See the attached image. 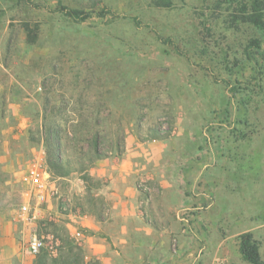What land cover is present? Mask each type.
Listing matches in <instances>:
<instances>
[{
	"label": "rangeland",
	"instance_id": "1",
	"mask_svg": "<svg viewBox=\"0 0 264 264\" xmlns=\"http://www.w3.org/2000/svg\"><path fill=\"white\" fill-rule=\"evenodd\" d=\"M159 1L0 0V264H41L27 244L48 234L62 247L42 264H102L74 217L107 218L97 167L130 139L211 173L215 208L181 225L170 264H248V232L264 261V35L231 22L229 0ZM36 163L59 194L29 222L21 179ZM137 187L151 200L152 182Z\"/></svg>",
	"mask_w": 264,
	"mask_h": 264
},
{
	"label": "crops",
	"instance_id": "2",
	"mask_svg": "<svg viewBox=\"0 0 264 264\" xmlns=\"http://www.w3.org/2000/svg\"><path fill=\"white\" fill-rule=\"evenodd\" d=\"M130 141L126 153L97 167L98 178L109 185L105 191L111 198L107 218L86 214L74 218L85 233V250L98 256L102 264H170L168 245L174 238L183 240L181 225L196 220L201 223L200 211L215 208L208 202L214 193L211 173L188 174L177 168L173 150L166 157L160 143ZM142 181L155 187L151 200L145 203L137 187ZM189 192L191 201L187 202ZM211 218L216 220L215 213Z\"/></svg>",
	"mask_w": 264,
	"mask_h": 264
},
{
	"label": "built area",
	"instance_id": "3",
	"mask_svg": "<svg viewBox=\"0 0 264 264\" xmlns=\"http://www.w3.org/2000/svg\"><path fill=\"white\" fill-rule=\"evenodd\" d=\"M21 182L25 185V200L20 207V214L27 221L37 220L41 211L40 207L45 205L50 199L58 197L59 190L54 183L50 171L43 165L36 163L30 166L23 174ZM62 243L58 237L53 234L39 236L32 239L27 244V251L32 255H38L43 250L51 255H56L61 249Z\"/></svg>",
	"mask_w": 264,
	"mask_h": 264
},
{
	"label": "trees",
	"instance_id": "4",
	"mask_svg": "<svg viewBox=\"0 0 264 264\" xmlns=\"http://www.w3.org/2000/svg\"><path fill=\"white\" fill-rule=\"evenodd\" d=\"M231 5L235 4V14L232 15L231 22L242 23L249 25L256 30L260 31L264 35V0H229ZM161 6H169L170 2L163 0L159 1ZM77 16L80 15L79 12H74ZM28 27V26H26ZM29 31V29H27ZM29 31V42H34L30 40ZM253 48H260L261 41L252 40L251 45ZM239 251L242 259L248 264H264L262 256L260 254V246L258 241L254 238V235L250 232L240 235ZM42 257H40L42 264L44 262L45 256L51 255L48 251H42ZM41 256V255H40Z\"/></svg>",
	"mask_w": 264,
	"mask_h": 264
}]
</instances>
